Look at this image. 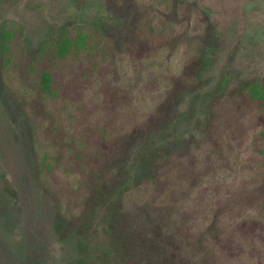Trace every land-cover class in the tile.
I'll return each mask as SVG.
<instances>
[{
    "label": "rangeland",
    "instance_id": "1",
    "mask_svg": "<svg viewBox=\"0 0 264 264\" xmlns=\"http://www.w3.org/2000/svg\"><path fill=\"white\" fill-rule=\"evenodd\" d=\"M9 20L0 264H264V103L243 89L264 0H0Z\"/></svg>",
    "mask_w": 264,
    "mask_h": 264
},
{
    "label": "trees",
    "instance_id": "2",
    "mask_svg": "<svg viewBox=\"0 0 264 264\" xmlns=\"http://www.w3.org/2000/svg\"><path fill=\"white\" fill-rule=\"evenodd\" d=\"M10 23H14V21L9 20L5 22L1 26V30H0L2 37V49L4 50V52L8 50V33H9ZM49 43L51 42L47 40L45 44H49ZM243 89L252 95H256L257 97H260L264 103V82L261 79H255L246 82L243 85ZM39 158L42 159L41 152L39 153Z\"/></svg>",
    "mask_w": 264,
    "mask_h": 264
}]
</instances>
